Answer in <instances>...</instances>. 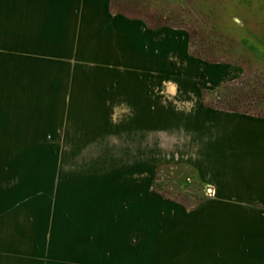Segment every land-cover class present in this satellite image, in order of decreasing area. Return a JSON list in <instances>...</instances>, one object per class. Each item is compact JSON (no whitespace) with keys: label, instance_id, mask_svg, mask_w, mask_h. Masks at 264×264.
<instances>
[{"label":"crops","instance_id":"crops-1","mask_svg":"<svg viewBox=\"0 0 264 264\" xmlns=\"http://www.w3.org/2000/svg\"><path fill=\"white\" fill-rule=\"evenodd\" d=\"M112 1L0 0V27L12 29L3 42L32 45L34 62L75 59L80 75L122 77L97 107L145 109L123 121L125 131L140 130L141 154L188 163L204 196L187 210L153 192L148 178L134 181L131 165L119 178L95 165L75 170L72 181L61 176L49 211L32 212L45 221L32 224V264H264V117L203 100L242 68L191 56L188 31L150 27ZM165 81L179 85L183 100L195 96L191 111L174 108L178 95L163 90Z\"/></svg>","mask_w":264,"mask_h":264},{"label":"rangeland","instance_id":"rangeland-1","mask_svg":"<svg viewBox=\"0 0 264 264\" xmlns=\"http://www.w3.org/2000/svg\"><path fill=\"white\" fill-rule=\"evenodd\" d=\"M112 8L140 16L151 26L183 23L184 30L192 31L193 50L218 61L233 55V50H227L231 39L214 42L225 39L212 36L207 28L237 23L241 38L262 56H250L240 47L233 57L246 63L247 69L239 65L243 73H264V0H113ZM8 31L12 29L0 27V264H32V224L45 222L32 220V212L49 211L47 201L60 195L61 176L72 181L75 170L87 166L111 170L119 178L130 174L126 169L131 165L132 179L148 178L152 191L159 194L154 190L157 171H153L166 165L164 193L190 204L197 200L189 169H176L188 163L158 156L153 149L149 155L141 154L140 130L135 125L132 134L124 129L123 121L129 116L113 123L115 106L97 107L107 104L109 84L122 77L80 75L82 62L75 59L34 62L32 45L3 42ZM100 85L105 91H98ZM170 87L164 85L163 90ZM148 94L152 97L154 90ZM174 100L182 101V94L170 101L177 108ZM142 110L132 108V115ZM25 181H32V186Z\"/></svg>","mask_w":264,"mask_h":264},{"label":"trees","instance_id":"trees-1","mask_svg":"<svg viewBox=\"0 0 264 264\" xmlns=\"http://www.w3.org/2000/svg\"><path fill=\"white\" fill-rule=\"evenodd\" d=\"M130 9L132 10L131 7ZM181 12L182 11H180L179 14H181ZM125 14L134 16L129 13H125ZM134 17L141 18L144 20V18L140 16H134ZM179 20L180 22H182L181 19ZM182 25L183 23L175 27L184 29ZM149 26L156 27V26H151V25ZM158 26H171V25L162 24V25H157V27ZM212 26L207 28V30L213 33L212 36L214 37L217 36L219 39L221 38L225 39L224 42L221 40L217 41L214 39V42L225 43L226 41L231 39L228 42L227 50L228 49L233 50V55H231V57H228V59L226 58L227 59L226 61L223 59L218 61V60H212L210 57H204L202 56V54L195 52L193 50V34H192V31L188 29V33L190 35V55L191 56L202 59L205 62H210V63H213V62L214 63H227V62L229 63L230 62V63L240 65L244 67L245 69H247V67L243 59L239 58L238 56L233 57L239 53L238 50L240 47H241V51H243L244 53H248L250 56H255V57L262 56V55H259L257 53L258 51L254 49L248 42L244 41L241 38L240 32L237 29L238 28L237 23H232V25H222V26L219 25L218 27L216 26L212 27ZM233 39L235 41H233ZM209 47H210L209 49L216 50L212 46H209ZM203 100H204L205 106L212 107L215 109H221V110H226L230 112L264 117V73L262 74L256 73V72L249 73L248 71H245V73H243L242 76L235 81L222 84L216 89L211 90V91H204ZM185 168L189 169V174L193 178L194 187H192V190L194 191L192 192H195V193L197 192L196 194H198L197 200L194 203L190 204L184 200L174 198L173 196H167V194L164 193L163 190L167 186V181L165 182L164 178L162 177L165 175L166 172H168V169H169V167L166 165L160 166L157 170L155 181H154V190L158 192L162 197L169 199V200L180 202L182 205L185 206L187 210H191L195 208L203 199V196H204L203 195V183L199 179L197 172L194 169H192L190 166L184 164V165H178L176 167V169H185Z\"/></svg>","mask_w":264,"mask_h":264},{"label":"clouds","instance_id":"clouds-1","mask_svg":"<svg viewBox=\"0 0 264 264\" xmlns=\"http://www.w3.org/2000/svg\"><path fill=\"white\" fill-rule=\"evenodd\" d=\"M165 83L168 85H171V87L173 88V90H174L173 94H172L173 96L180 94L178 84H175L172 81H165ZM189 96H191L192 99L184 100V101H180V100H174L173 101L177 106V110H181L182 108L186 111L192 110V108L195 106L196 100H195V96L193 94L189 93ZM125 115H127V116L132 115V109L130 107H128L127 105H124V104L115 106L113 108V115L111 117L112 122L118 123L120 121V119H122Z\"/></svg>","mask_w":264,"mask_h":264},{"label":"built area","instance_id":"built-area-1","mask_svg":"<svg viewBox=\"0 0 264 264\" xmlns=\"http://www.w3.org/2000/svg\"><path fill=\"white\" fill-rule=\"evenodd\" d=\"M206 194H211V191L209 190V192H206Z\"/></svg>","mask_w":264,"mask_h":264}]
</instances>
